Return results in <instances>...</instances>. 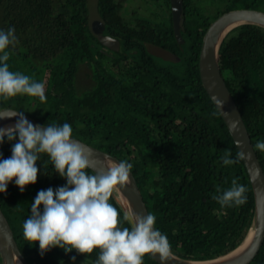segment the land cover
<instances>
[{
  "label": "trees",
  "instance_id": "obj_1",
  "mask_svg": "<svg viewBox=\"0 0 264 264\" xmlns=\"http://www.w3.org/2000/svg\"><path fill=\"white\" fill-rule=\"evenodd\" d=\"M157 1L164 17H124L117 0H0V30L14 27L18 39L9 49V68L44 82L47 97L44 103L27 95L0 97V110L15 109L43 125L67 122L73 138L127 160L171 253L205 261L243 242L254 196L243 161L224 166L220 159L226 149L235 159L238 150L202 86V39L220 15L264 12V0ZM218 63L264 173V152L254 147L264 141V28H232L220 44ZM83 65L88 83L80 85ZM16 142L18 137H5L0 158H9ZM36 166L35 184L21 192L13 180L0 193V210L19 251L28 264H95L99 249L83 255L56 247L41 254L38 242L24 239L23 222L37 193L66 184L46 154ZM233 178L248 188L247 202L222 208L212 195L217 186L229 188ZM110 203L123 214L113 197ZM143 264L158 263L146 254ZM249 264H264V239Z\"/></svg>",
  "mask_w": 264,
  "mask_h": 264
},
{
  "label": "clouds",
  "instance_id": "obj_2",
  "mask_svg": "<svg viewBox=\"0 0 264 264\" xmlns=\"http://www.w3.org/2000/svg\"><path fill=\"white\" fill-rule=\"evenodd\" d=\"M15 32L14 27L0 30V97L7 100L27 95L44 103L45 83L9 68V49L18 43ZM216 102L222 106L220 100ZM14 116H18L14 125L0 127V144L5 137L9 142L18 137L11 156L0 158V193H6L13 180L21 192L27 185L35 184L39 172L36 164L42 154L50 159L55 172L66 179L63 186L37 193L31 213L23 222L26 241L38 242L41 254L56 247L83 255L99 249L95 264H143L146 254H158L164 262L171 256L170 242L156 229L157 217L153 213L140 215L128 210L121 214L110 203L113 192L129 184L131 163L107 156L101 161L94 150L73 138V128L67 122L42 127L33 125L23 112H0V119ZM231 127L236 130L237 122ZM254 147L264 152V141H258ZM231 157V150L226 149L220 158L224 166L246 158L242 152H237L235 159ZM247 191L238 178H233L229 188L217 186L212 199L222 208L239 207L247 202ZM125 222L128 226H122ZM72 260L75 261L74 256Z\"/></svg>",
  "mask_w": 264,
  "mask_h": 264
},
{
  "label": "water",
  "instance_id": "obj_3",
  "mask_svg": "<svg viewBox=\"0 0 264 264\" xmlns=\"http://www.w3.org/2000/svg\"><path fill=\"white\" fill-rule=\"evenodd\" d=\"M91 1L95 4L97 0ZM242 24H252L264 28V12L251 9H240L226 12L215 19L209 25L202 39L199 55V74L202 86L219 112L238 152H242L246 156L245 160L242 161L254 196L252 225L243 242L234 250L221 257L205 261H188L171 253V256L166 261L162 262L158 254H148L150 258L158 264H249L262 246L264 239V173L253 146L251 145L241 114L221 76L218 63V52L223 38L232 28ZM217 100L221 101L222 106H218ZM0 112L11 114L19 111L12 108H4L1 109ZM24 116L33 125L46 126L36 122L29 116ZM17 119L18 116L0 119V127L14 125ZM234 121L237 122L236 130H233L231 127ZM74 139L94 150L101 161L104 160L105 156L110 157L111 160L119 161L105 152L87 145L76 138ZM112 197L123 213L128 210H133L140 215L148 213L132 173L130 174L129 184L123 189L115 190ZM0 258L2 264H28L19 251L10 226L1 210ZM75 264L87 263L80 262Z\"/></svg>",
  "mask_w": 264,
  "mask_h": 264
},
{
  "label": "rangeland",
  "instance_id": "obj_4",
  "mask_svg": "<svg viewBox=\"0 0 264 264\" xmlns=\"http://www.w3.org/2000/svg\"><path fill=\"white\" fill-rule=\"evenodd\" d=\"M120 1L122 5L121 14L124 17H130L134 14L146 16V17H164V9L159 7V1L157 0H117ZM104 41V40H103ZM106 42V40L104 41ZM157 54L168 58L163 52L157 51ZM157 56V55H156ZM161 58V57H158ZM87 72L86 66H81V71L79 72V84L85 85L88 83L85 73Z\"/></svg>",
  "mask_w": 264,
  "mask_h": 264
}]
</instances>
